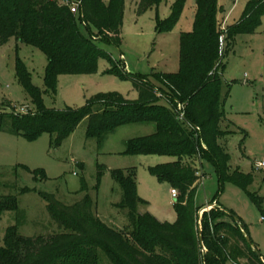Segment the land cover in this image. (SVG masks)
<instances>
[{"label":"trees","instance_id":"trees-1","mask_svg":"<svg viewBox=\"0 0 264 264\" xmlns=\"http://www.w3.org/2000/svg\"><path fill=\"white\" fill-rule=\"evenodd\" d=\"M78 1L82 4L74 14L72 4ZM160 1L139 0L138 12L144 13ZM124 2L0 0V46L16 39L41 50L48 59L47 91L56 94L61 75L94 74L100 59H110L101 44L121 47ZM185 3L178 0L174 4L172 16L159 22V32L172 30ZM218 14V0L196 1L193 31L180 37L178 73L153 70L148 75H132L110 60L112 73L131 79L139 94L137 100L107 93L91 98L81 109H47L43 92L31 83L26 68L18 63L20 84L36 112L1 109L0 131L28 140L50 134L53 145L60 147L84 120H88V137L99 143L121 126L156 123L157 132L130 140L126 154L174 159L151 168V173L179 192L174 203L177 221L163 223L149 212H140L147 203L138 195L136 169L111 172L122 192L116 207L128 219L122 231L110 228L95 213L85 181L79 193L86 195L73 205L58 201L54 195L41 194L59 230L49 235L23 236L20 228L26 218L18 199L0 196V222L5 213L16 215L15 225L0 240V264H242V259L247 260L245 264H264L249 245L245 226L236 221L232 211L228 210V214L217 202V208L205 212L200 219L206 207L198 206L196 201L202 179L200 163L201 167L205 162L216 168L221 188L233 183L248 191L254 182L252 174L233 169L226 147V139L233 132L224 129V95L229 93L230 85L224 79L222 39L229 51L239 36L253 34L262 23L264 0H249L242 18L226 29ZM31 191L25 188L22 194Z\"/></svg>","mask_w":264,"mask_h":264},{"label":"rangeland","instance_id":"rangeland-1","mask_svg":"<svg viewBox=\"0 0 264 264\" xmlns=\"http://www.w3.org/2000/svg\"><path fill=\"white\" fill-rule=\"evenodd\" d=\"M177 1L162 0L140 14L139 0H125L121 47L101 44L100 48L110 55V59H100L94 74L61 75L56 94L46 88V55L35 47L11 39L0 46V110L36 112L20 84L17 73L19 62L26 68L31 83L43 92V105L47 109H81L91 98L107 93H118L126 99L137 100L139 94L131 79L112 73L110 60L132 75H148L153 70L178 73L180 37L182 33L193 31L197 0H186L172 30L159 32V22L172 16ZM103 2L109 4L110 0ZM248 2L218 0V20L225 22L223 29L242 18ZM83 32L89 35L87 30ZM222 52L226 66L224 79L230 85L229 93L224 95V129L233 132L226 139V147L233 169L252 174L254 182L248 191L233 183H226L221 188L216 168L205 162L201 167L200 163L202 179L196 201L198 206L206 207L216 199L214 204L218 202L224 209L232 211L264 258V168L258 167L264 162V16L253 34L239 36L233 50L227 51L224 43ZM87 128L88 120H84L60 147L53 145L50 134L28 140L0 131V196L11 195L18 199L26 218L20 233L25 237L58 233V227L47 211L48 203L41 194L54 195L58 201L73 205L86 195L79 193L83 181L94 201L95 213L110 228L124 230L128 219L116 207L122 192L113 181L111 172L128 169H136L138 195L147 203L140 207V212H149L160 222L175 224L177 213L171 193L174 188L168 183H161L151 173V168L174 159L169 156L126 154L130 140L152 136L157 132V124L121 126L101 143L88 137ZM24 168L37 171V174H31ZM25 188L32 191L22 194ZM206 209L211 211V208ZM15 218L13 212L3 215L0 240L7 229L15 225ZM240 262L245 264L247 260Z\"/></svg>","mask_w":264,"mask_h":264},{"label":"built area","instance_id":"built-area-1","mask_svg":"<svg viewBox=\"0 0 264 264\" xmlns=\"http://www.w3.org/2000/svg\"><path fill=\"white\" fill-rule=\"evenodd\" d=\"M81 4H82L81 1H78V2H75V3L72 4V12H73L74 14H77V13H78ZM222 48H224V40H223V39H222ZM180 110H182V107H181V106H180ZM21 113H26V112H25V110H24V111L22 110ZM183 117H184V114H181V118H183ZM258 167H260V168H264V162L259 163V164H258ZM171 193H172V196H173L175 199L178 197V192H177V190L173 189ZM205 212H208V209H207V211H205V210L202 211L200 214H204ZM202 217H203V216H202Z\"/></svg>","mask_w":264,"mask_h":264},{"label":"water","instance_id":"water-1","mask_svg":"<svg viewBox=\"0 0 264 264\" xmlns=\"http://www.w3.org/2000/svg\"><path fill=\"white\" fill-rule=\"evenodd\" d=\"M208 208H211L214 209V208H217V205L216 204H210L208 205ZM222 210H225L224 208H221ZM205 211H207V209H205ZM228 214H231L228 210H225ZM203 214H200V219L202 218ZM236 221H238V219H236ZM243 230V228H242ZM244 231V230H243ZM247 238V241L249 243V245L253 248V250L255 251V253L257 254V256L264 262V258L262 257V255L259 253V251L256 249V246L252 243L251 239L246 236ZM200 243H201V246L202 248L205 250V247H204V239H203V236L201 235L200 236Z\"/></svg>","mask_w":264,"mask_h":264},{"label":"crops","instance_id":"crops-1","mask_svg":"<svg viewBox=\"0 0 264 264\" xmlns=\"http://www.w3.org/2000/svg\"><path fill=\"white\" fill-rule=\"evenodd\" d=\"M224 23H225V22L223 21V22H222L223 26L225 25ZM206 207H208V206H206Z\"/></svg>","mask_w":264,"mask_h":264}]
</instances>
